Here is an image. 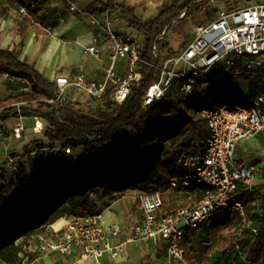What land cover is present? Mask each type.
Masks as SVG:
<instances>
[{"label": "built area", "instance_id": "built-area-1", "mask_svg": "<svg viewBox=\"0 0 264 264\" xmlns=\"http://www.w3.org/2000/svg\"><path fill=\"white\" fill-rule=\"evenodd\" d=\"M65 2L71 12L80 11L71 0ZM35 6L32 4L31 10L20 6L17 13L31 19ZM86 16L95 34L85 54L96 60L107 59L105 78L92 81L83 73H77L57 76L54 84L57 101L78 106L79 110L89 113L105 109L108 102L122 106L133 85L142 80L139 69L143 63V37L133 30H117L116 26L122 23L118 13ZM46 31L52 33L53 28ZM167 33L165 30L152 48L153 58L159 61V75L143 98L144 109L163 103L173 93L183 95L188 102L200 101L207 96L204 86L209 83L243 76L264 80V0L242 8L219 10L218 17L198 28L182 49L173 50L161 58L158 43L165 40ZM0 80L14 83L19 79L2 70L0 64ZM22 92H31L27 82ZM196 118L205 121L209 134L201 150L178 156L177 163L183 175L171 179L170 189L184 191L192 185L201 186L205 195L199 203L165 209L160 191L141 193L140 219L125 230L118 225L105 224L103 212L85 213L68 220L59 230H47L33 236L28 254H33L34 259L29 264H39L40 259L51 255L77 254L78 262L98 261L107 253L116 258L127 244L151 240L166 244L168 264H189L183 246L185 238L201 230L208 231L213 220L225 213L240 216L252 236L257 237L259 228L249 218L238 196L240 184L252 186L257 169L237 164L235 154L240 142L264 134V86L255 94L224 96L213 106L197 111ZM34 120L33 134L45 133L48 125L42 120ZM12 129L11 139L14 140H21L26 132L22 123ZM12 152L6 153L10 155ZM59 153L71 155L74 151L46 141L43 149L32 154V159L36 167H43ZM15 154L18 156L7 159V168L13 174L23 166L25 158L23 154V158L19 153ZM121 235L126 236V241L116 245L114 240ZM204 244L210 246L212 242L206 240ZM233 247L241 248L239 244Z\"/></svg>", "mask_w": 264, "mask_h": 264}, {"label": "trees", "instance_id": "trees-1", "mask_svg": "<svg viewBox=\"0 0 264 264\" xmlns=\"http://www.w3.org/2000/svg\"><path fill=\"white\" fill-rule=\"evenodd\" d=\"M197 1L179 0L177 6L145 22L138 18L135 7L117 4L114 0L95 1L99 13H118L127 28L143 37V63L139 69L143 77L133 85L122 106L108 102L105 109L85 113L78 106L61 103L57 101L56 85L21 62L20 52L0 50L2 70L27 82L31 88L30 93H20L0 102V124L3 125L0 142L12 138L9 121L31 118L44 121L48 129L42 139L25 147L24 157L32 159V154L43 149L46 141L74 151L71 155L57 154L43 167H36L32 159L30 172L22 166L9 184L0 186V264H29L34 255L25 253V248L31 238L45 233L61 220L66 224L72 218L92 212L94 204L98 208L92 200L97 191L101 192L102 200L129 191H160L164 198L171 179L183 175L178 156L201 150L209 134L205 121L196 118V112L213 106L227 95L222 93L212 99L211 94L200 101L188 102L183 95L173 93L163 103L145 109L142 105L146 92L159 75V61L152 56L153 46L183 14L202 12ZM210 1L217 5L227 2H201ZM27 8L31 10L30 5ZM210 17L215 20L218 12H210ZM158 44L162 55L173 51L165 40ZM227 89H233L231 83ZM184 191L194 204L205 195V189L197 185ZM218 217L221 218L213 220L207 231L212 245L203 243L196 251L190 246L193 236L185 238L183 246L189 264L210 263V256L216 251L226 256L235 244L241 248L247 245L245 237L249 231L240 216L225 213ZM259 226V235L252 237L249 264H264V220Z\"/></svg>", "mask_w": 264, "mask_h": 264}, {"label": "crops", "instance_id": "crops-1", "mask_svg": "<svg viewBox=\"0 0 264 264\" xmlns=\"http://www.w3.org/2000/svg\"><path fill=\"white\" fill-rule=\"evenodd\" d=\"M96 0H73L78 8L88 14L102 13L98 12L95 5ZM110 0H104L108 3ZM115 1V0H114ZM116 2V1H115ZM36 6L32 9V18H26L17 13L20 6ZM53 28L52 33L46 31L47 28ZM117 30L130 32L122 22L116 26ZM95 29L91 26L86 15H76L71 12L69 5L65 0H0V50L1 51H18L20 52V61L33 67L44 80L54 83L57 76L75 75L83 73L88 80L103 81L105 78L104 67L107 65V59L96 60L85 54L86 47L91 44ZM19 84H11L0 80V102L12 96H17L22 92L26 82L18 80ZM264 84V80H260ZM264 86V85H263ZM254 87L244 94H255ZM28 121L35 122L34 119L24 118L22 120H13L10 127L13 128L18 123H22L26 128L23 133L24 138L35 136L32 127L27 126ZM44 123V121H42ZM30 135V136H28ZM34 135V136H32ZM36 139H42L43 135L39 134ZM243 142V143H242ZM239 143V154L237 164L252 166L257 169L254 176L253 184L247 187L243 184L239 185L238 196L246 207L249 218L253 224L260 228L259 223L264 220V134L256 138L244 140ZM21 140H5L0 142V186L7 184L9 179H13L14 174L7 168L9 156L14 157L15 153L24 152L26 145ZM12 150L10 155L6 152ZM18 156V154H15ZM23 158V166L28 172L31 170L32 164L28 162L27 157ZM3 185H2V184ZM116 195L102 202L96 203L99 211L103 212L104 223L107 225H118L123 230L132 227L138 218L130 216L122 203H116L114 206L109 205ZM189 195L187 205H195ZM165 204V203H164ZM185 204V205H186ZM61 221L64 223L56 227ZM55 225L49 227L48 230H59L65 225V220H61ZM207 231L201 230L192 237L191 247L196 251L200 250V245L209 239ZM251 232L245 237L247 245L245 248L244 260L246 264L250 249L254 242ZM201 239V241H200ZM126 241V236L121 235L114 240V243L122 244ZM233 248V247H232ZM230 248L226 256H222L221 252L216 251L223 260H219L217 254L210 256V263L203 264H230L234 257H237L236 251ZM29 246L25 248L28 253ZM215 252V253H216ZM214 259V260H212ZM39 264H168L166 244L151 240L138 244L131 243L123 247L119 255L114 258L110 253L105 254L98 261L87 260L78 262L77 254L69 256L51 255L40 259Z\"/></svg>", "mask_w": 264, "mask_h": 264}, {"label": "rangeland", "instance_id": "rangeland-1", "mask_svg": "<svg viewBox=\"0 0 264 264\" xmlns=\"http://www.w3.org/2000/svg\"><path fill=\"white\" fill-rule=\"evenodd\" d=\"M73 1V0H71ZM117 4H125L127 6H132L135 7L137 9V16L139 19H141L142 21H150L153 20L155 18H157L162 12L173 8L175 6H177L179 4V0H115ZM196 1V0H194ZM202 0L197 1V6H201L202 7V12L200 13H196L194 15L191 16H186V14H183L181 16V19L179 20H175L172 22V24L166 28L168 30L167 36L165 38V41L168 42L171 46V48L175 51V50H179L182 49L184 47V45H186L190 39H192L194 32L202 27L205 26L206 24H208L210 21H212L211 17H210V12H218L219 10H223V8L225 9H231V8H242L245 6H248L251 3H255L257 0H227V2L225 4L222 5H217L215 4L213 1L210 2H201ZM74 3V2H73ZM75 4V3H74ZM76 15H80V14H88L85 13L83 11H79V12H74ZM162 55V54H161ZM165 54H163L161 56L164 57ZM9 83V82H8ZM19 81H15L14 83L11 84H19ZM232 85L233 89L232 90H228L227 89V85L229 84ZM263 82L260 81V79H255L252 78L250 76H243V77H239L237 79H229L226 80L224 82L221 83H209L206 84L205 87V91L207 93V95H214L212 96V99L217 98L220 94L224 93L228 96H232L234 93H247L248 90L252 89L254 87V91L255 93L260 92L261 88L263 87ZM197 95L200 94V92L196 93ZM207 100V99H205ZM13 122V120L9 121L8 126L11 132H13V129L10 127V124ZM27 126L29 127H34L35 122L33 121H28L26 122ZM32 127V129H33ZM25 135L22 136L21 141H25V145L26 147L29 146L32 142H34L35 140H38L35 137L37 135H32L33 140L31 139L32 137H28V139L24 138ZM30 136V135H28ZM243 143V142H242ZM239 147V146H238ZM240 150L239 148H237L236 150V161L238 159V154H239ZM23 152L20 151L19 155L22 157ZM81 155H83L81 153ZM13 156H16L15 154ZM23 158V157H22ZM26 159V158H24ZM28 162L30 164H33V161L31 158L27 159ZM11 182V179H9V181H7V184H9ZM2 184V183H1ZM3 185V184H2ZM6 185V184H5ZM141 192L140 191H129L126 194H123L121 197H115L114 199H112V202L109 207L114 206L116 203H122L124 204L125 210L126 212L130 215V216H135L136 218H138V220L140 219L141 216V211H140V203H139V196H140ZM189 197V193L187 191H178V190H173V189H169L165 194H164V208L165 209H169V208H178L180 206H183L187 203V199ZM111 199V198H110ZM93 204L98 202H102L103 200L101 199V192L97 191L94 193L93 197ZM97 209L95 208V204L93 205L92 211H96ZM221 217H216L214 220H217ZM249 232H251V230L248 228L247 229ZM208 234V232L206 233ZM201 241V239H200ZM29 246L32 244V241H29ZM232 251H236V256L233 258L232 263L230 264H246V261L244 260L245 257V248H240L235 249L234 247L232 248ZM217 254V257L219 258V260H223L224 257H221L220 254H218L217 252L212 255L214 257V259L216 258L215 255ZM212 259V260H214ZM220 264H223V262L221 261ZM228 264V263H226Z\"/></svg>", "mask_w": 264, "mask_h": 264}, {"label": "bare ground", "instance_id": "bare-ground-1", "mask_svg": "<svg viewBox=\"0 0 264 264\" xmlns=\"http://www.w3.org/2000/svg\"><path fill=\"white\" fill-rule=\"evenodd\" d=\"M36 122V121H35ZM39 122V124H40V126H42L43 127V125H42V122L41 121H38ZM64 223V221H61L56 227H59V226H61L62 224Z\"/></svg>", "mask_w": 264, "mask_h": 264}, {"label": "water", "instance_id": "water-1", "mask_svg": "<svg viewBox=\"0 0 264 264\" xmlns=\"http://www.w3.org/2000/svg\"><path fill=\"white\" fill-rule=\"evenodd\" d=\"M2 127H3V125L0 124V128H2Z\"/></svg>", "mask_w": 264, "mask_h": 264}]
</instances>
